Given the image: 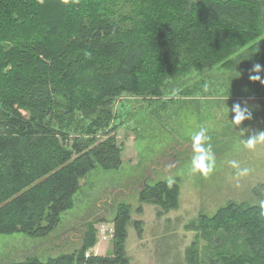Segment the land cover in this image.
Returning a JSON list of instances; mask_svg holds the SVG:
<instances>
[{"label": "trees", "instance_id": "16d2710c", "mask_svg": "<svg viewBox=\"0 0 264 264\" xmlns=\"http://www.w3.org/2000/svg\"><path fill=\"white\" fill-rule=\"evenodd\" d=\"M255 63L264 65V0H0V234L48 235L82 178L97 164L120 167L117 98L172 96V79ZM198 84L178 93L203 91ZM179 192L160 180L140 198L172 209ZM260 203L201 214L187 263L264 264ZM130 220L120 204L110 255H88L97 243L90 222L78 252L12 264H128Z\"/></svg>", "mask_w": 264, "mask_h": 264}, {"label": "rangeland", "instance_id": "374dc122", "mask_svg": "<svg viewBox=\"0 0 264 264\" xmlns=\"http://www.w3.org/2000/svg\"><path fill=\"white\" fill-rule=\"evenodd\" d=\"M250 70L244 66L209 68L172 79L176 91L172 96L117 98L111 126L116 125L113 133L123 149L120 167L105 169L97 164L82 178L73 208L62 214L61 222L48 235L0 234V264L22 261L29 255L47 261L78 252L90 222L97 229V243L88 255H110L114 251L113 221L122 203L131 212L128 264H188L186 250L197 234L190 225L201 214L212 216L229 201H264V144L249 150L242 143L264 130V83L251 81L249 75L256 73ZM259 75L264 78V72ZM198 82L203 91L185 98L178 93ZM238 102L249 108L252 119L236 128L231 124V109ZM200 127L208 129V143L216 157L215 170L208 176L190 171V137ZM232 160L240 168H248V174L237 176V169L229 164ZM169 178L180 187L177 208L165 209L141 200L140 191L146 184ZM137 221H141V229Z\"/></svg>", "mask_w": 264, "mask_h": 264}, {"label": "clouds", "instance_id": "9594fccd", "mask_svg": "<svg viewBox=\"0 0 264 264\" xmlns=\"http://www.w3.org/2000/svg\"><path fill=\"white\" fill-rule=\"evenodd\" d=\"M251 73H256V75H249L251 81H260L264 83V78L259 75V73L264 72V65L260 63H255L253 68L250 70ZM231 111L234 113L231 118V124L236 128L241 125L245 120L252 119V112L246 105L241 103H236L233 105ZM208 129L205 127H200L198 131L191 135V147L193 150V156L190 162V171L192 173H199L203 176H208L215 170L216 157L212 151V146L208 141L210 137L207 135ZM243 146L249 150H255L257 144H264V130L256 132L255 134L249 136L247 139H242ZM231 167L237 169V176L247 175L249 172L248 168H240L237 161H229ZM174 180L169 178L167 184L169 187L172 186ZM260 207L264 210V201H261Z\"/></svg>", "mask_w": 264, "mask_h": 264}]
</instances>
